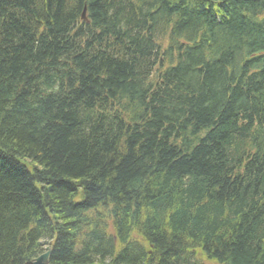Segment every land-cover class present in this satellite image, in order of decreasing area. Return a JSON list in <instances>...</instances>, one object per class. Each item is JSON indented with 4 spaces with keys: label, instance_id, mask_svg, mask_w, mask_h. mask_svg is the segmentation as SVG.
Segmentation results:
<instances>
[{
    "label": "trees",
    "instance_id": "obj_1",
    "mask_svg": "<svg viewBox=\"0 0 264 264\" xmlns=\"http://www.w3.org/2000/svg\"><path fill=\"white\" fill-rule=\"evenodd\" d=\"M64 1L0 0V264H264V0Z\"/></svg>",
    "mask_w": 264,
    "mask_h": 264
},
{
    "label": "bare ground",
    "instance_id": "obj_2",
    "mask_svg": "<svg viewBox=\"0 0 264 264\" xmlns=\"http://www.w3.org/2000/svg\"><path fill=\"white\" fill-rule=\"evenodd\" d=\"M82 1L85 2L86 0H81V2ZM110 1L114 2L115 5L118 4V3L121 4V6L119 7V10H121L120 11L121 14L118 13L116 11V9H113L112 13L110 14L112 17L108 18L107 16H105L104 18H102L103 20H105L107 22L109 21L110 23H113V22L117 21V18L114 17V15L116 16V14L120 17V21H123V20L128 21V19L131 20V21L135 20L136 15L133 12V10H134L133 9V5L131 4V2L129 0H107V2H110ZM135 1L138 2L139 0H135ZM64 2H66L68 6H70V5L74 6L75 3L77 2V0H65ZM31 3H33V0H32ZM97 3H98V5L100 4L99 1H97ZM137 4L139 5V2ZM89 5H90L89 2H85L83 4V6H82V3L80 4V7H81V9L84 12L82 14V10H81V13H80V20L81 21H87L88 20L87 12L90 11L91 5H95V2L93 1L92 4L90 6ZM39 8L42 9V10L46 9V8H44V6H40ZM21 13H23V11ZM21 13H20V15L18 13L16 15H14L15 16L14 23L18 22V24H22V27L24 29H29L27 23L23 22V15ZM9 18H10V16H9ZM5 22H7V24H9L10 20H7ZM105 93H108V91L107 90H105V92L101 91V93L99 95L100 99L102 98V100L104 101L103 103L109 102V98H110V96H108ZM103 95H104V97H102ZM89 226H90V224L87 222L86 225L82 228L83 230L80 232V235H82L83 233L86 234V232L88 230L87 228ZM138 235L139 234H135V237H138L137 239L141 241V238H139ZM54 241H55V239H54ZM144 241H145V239H144ZM85 242H86V236L84 235V236L81 237L79 243H81V245L83 246V244ZM53 244H54V242L52 240L51 243H49L48 245H45L44 251L42 252V254L46 253L47 251H50V253H51L52 250H53V247L55 245V244L54 245ZM102 249H103V250H101L103 252V253L101 252L102 254H100L99 256L98 255H95V256L91 255L89 258L86 259L84 264H113L112 262H110V259L112 258V256H114L115 251H114V254H113L112 251L111 252L108 251V248H107V250H106V248H102ZM149 253H151V251H149ZM197 254H198V251H196V256H197Z\"/></svg>",
    "mask_w": 264,
    "mask_h": 264
},
{
    "label": "water",
    "instance_id": "obj_3",
    "mask_svg": "<svg viewBox=\"0 0 264 264\" xmlns=\"http://www.w3.org/2000/svg\"><path fill=\"white\" fill-rule=\"evenodd\" d=\"M49 256L50 251H47L46 253L39 256L36 260H34L33 264H49Z\"/></svg>",
    "mask_w": 264,
    "mask_h": 264
},
{
    "label": "rangeland",
    "instance_id": "obj_4",
    "mask_svg": "<svg viewBox=\"0 0 264 264\" xmlns=\"http://www.w3.org/2000/svg\"><path fill=\"white\" fill-rule=\"evenodd\" d=\"M198 258L203 264H219L216 261L208 259L202 252L201 250H198Z\"/></svg>",
    "mask_w": 264,
    "mask_h": 264
}]
</instances>
